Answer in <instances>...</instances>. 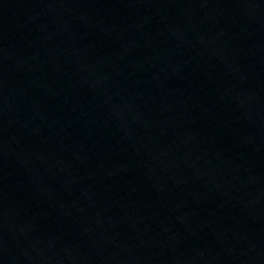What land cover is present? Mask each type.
I'll return each instance as SVG.
<instances>
[{
    "label": "water",
    "instance_id": "1",
    "mask_svg": "<svg viewBox=\"0 0 264 264\" xmlns=\"http://www.w3.org/2000/svg\"><path fill=\"white\" fill-rule=\"evenodd\" d=\"M0 264H264V0H0Z\"/></svg>",
    "mask_w": 264,
    "mask_h": 264
}]
</instances>
